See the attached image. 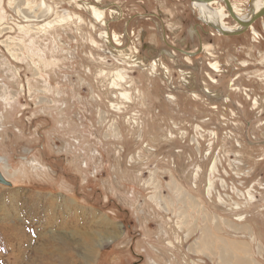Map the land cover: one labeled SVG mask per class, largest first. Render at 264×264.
<instances>
[{
    "label": "rangeland",
    "instance_id": "rangeland-1",
    "mask_svg": "<svg viewBox=\"0 0 264 264\" xmlns=\"http://www.w3.org/2000/svg\"><path fill=\"white\" fill-rule=\"evenodd\" d=\"M87 1L105 11L111 37L127 32L114 46L130 59L110 53ZM230 1L250 14V0ZM46 2L48 21L74 22L42 30L41 0H0V157L18 173L0 184V264H60L61 246L68 264H121L117 247L124 264H226L227 244L240 247L230 264H264V18L253 25L262 37H225L190 0ZM112 9L122 15L111 20ZM201 44L196 56L174 48ZM156 58L167 75L152 69ZM181 71L195 78L185 85ZM204 227L215 237L207 250L197 247Z\"/></svg>",
    "mask_w": 264,
    "mask_h": 264
},
{
    "label": "bare ground",
    "instance_id": "bare-ground-1",
    "mask_svg": "<svg viewBox=\"0 0 264 264\" xmlns=\"http://www.w3.org/2000/svg\"><path fill=\"white\" fill-rule=\"evenodd\" d=\"M80 1V0H78ZM82 2V1H81ZM99 2V1H98ZM193 7L195 9H197V11L199 12V20H201V22L205 23V24H212L215 26H218V28L222 29L223 31L229 32V33H233L239 30H243V27L240 26L239 24H237L230 16V14L228 13L226 6L224 4L223 0H219L216 1L212 4H205V3H201L198 1H191ZM84 5H82V9H85L86 11H88L93 18H95L96 22L97 21H101L103 23V21L105 20V11L102 10V7H99V3L96 4H91L90 2H84ZM215 5H217L218 7H216ZM235 14L238 18H240L242 21L244 22H248L252 15L259 12L263 7H264V0H250L249 1V10H250V14L249 13H245L244 9L239 10L237 8V6L232 3ZM101 6V5H100ZM36 10H40L41 14H43L42 16H39L36 18V16H32L31 18H36L34 22H39L38 20H40L41 18H45L43 21H40V23H43V25H41V27H39V29H54V28H62V27H67L69 26L73 21V16H71L70 14L62 16L60 19L55 20L53 19L52 21H48V17L49 15L53 12L52 7H50L46 0H41V3L35 8L33 9V12H35ZM31 12V13H33ZM55 12V11H54ZM227 12V14L230 16L231 20H233V24H226L224 23V17L225 13ZM110 18L111 20H114L115 18H117L118 16L122 15V12L120 10L117 9H112L110 12ZM37 14V13H36ZM75 14V13H74ZM82 14V13H81ZM228 16V17H229ZM107 17V16H106ZM28 18V17H26ZM84 18V17H83ZM83 18L81 16H78L76 18V21H78L80 24L84 22ZM29 19V18H28ZM263 19V18H262ZM66 25V26H65ZM75 25V24H73ZM97 25V24H96ZM103 26H105L104 31L100 34V38L103 39L104 43L106 46H108V48H110V53L114 55L115 58H122L123 61L130 59L129 58V51H123V49H118L115 46L118 47H123L122 44V39L127 35V32L125 34L122 35H118L117 33L113 32V37H111L110 32H108V28H109V24L107 23V21H105L103 23ZM94 28H96L95 25H93ZM252 28V27H251ZM194 31H196L195 27L192 28L191 32L194 34ZM213 32H215L213 30ZM213 32H211V35H215ZM248 32V31H247ZM246 32V33H247ZM245 33V34H246ZM251 33L254 35L255 38H259L261 37V34L256 31L254 29V27L251 29ZM216 34L218 35H222L220 32H216ZM244 34V33H243ZM195 35V34H194ZM113 38V39H112ZM95 42V41H94ZM93 43V42H92ZM125 43V42H124ZM101 44V43H100ZM115 45V46H114ZM99 47V46H98ZM203 50H207L206 46L203 45ZM153 50V49H152ZM155 51V50H154ZM135 59V58H134ZM136 61L139 62V59H135ZM156 61L151 65L152 69L154 71H157L158 69L164 70L166 72V75L169 73V68L160 61V59H155ZM134 61V60H133ZM137 63V62H136ZM129 64V63H128ZM218 64H212L211 65V69H213L214 72H220V70L218 69ZM120 71V70H119ZM125 71V70H124ZM163 71V72H164ZM184 71V70H183ZM183 71H181V74L184 76L183 77V82L185 85H188L189 83H191L192 81H189V78H195L194 76H192L191 73H184ZM118 72V71H117ZM117 75V74H116ZM118 79L122 82V83H126L127 82V78L125 76V73L123 72V70L120 71V75L117 76ZM112 81V80H111ZM130 81V80H129ZM211 83H217V80H215L214 78L211 77ZM115 83V82H114ZM120 83V82H119ZM129 83V82H127ZM124 85V84H123ZM125 86V85H124ZM127 86V85H126ZM193 87V86H192ZM123 88V86H122ZM127 88V87H126ZM115 89V88H114ZM194 89V88H193ZM204 93V92H203ZM205 93L211 97V98H220L221 95L219 93H215L209 89L205 90ZM120 96L125 99V100H129V96L130 93L127 91L121 92ZM122 102V101H121ZM120 104V103H119ZM255 105H258L257 100L254 103ZM124 105V104H123ZM254 105V106H255ZM117 106V105H116ZM117 108V107H116ZM122 107H118V110L121 111ZM258 108V107H257ZM256 109V108H254ZM1 159V164H0V170L2 172V174L11 181V179H16L17 180V176L18 173H13L12 171H9L10 169V165L9 163L5 160L4 157H0ZM2 167V168H1ZM214 169V168H213ZM214 171V170H212ZM211 172V171H210ZM213 183V182H212ZM211 184V183H210ZM211 186V185H210ZM212 187V186H211ZM54 206V205H53ZM161 206V205H160ZM66 207V206H65ZM163 210V209H162ZM77 220V219H76ZM236 221L241 222L242 221V217H237ZM77 224V223H76ZM71 228V227H70ZM71 230V229H70ZM95 231V230H94ZM203 235L200 239L201 241V245L197 244V247L201 250H207V249H211L214 245V236H212L211 232L209 231V229L207 227L203 228ZM86 238H88L89 240H92L93 238H97V235L95 233L88 235ZM91 238V239H90ZM88 241V240H87ZM91 242V241H89ZM223 242V241H221ZM86 243V242H85ZM87 244V243H86ZM89 245V244H88ZM93 245V244H92ZM203 245V246H202ZM226 249L225 251H223L222 254V261L226 262V264H230V257H227V253L228 252H236V250L240 249L239 245L236 244H227L226 246H224ZM198 249V250H199ZM91 253V252H90ZM243 260V261H242ZM231 264H247V261L244 259V257H239L238 259H234L231 258ZM18 262V261H16ZM155 262V261H153ZM17 264V263H16Z\"/></svg>",
    "mask_w": 264,
    "mask_h": 264
},
{
    "label": "water",
    "instance_id": "water-1",
    "mask_svg": "<svg viewBox=\"0 0 264 264\" xmlns=\"http://www.w3.org/2000/svg\"><path fill=\"white\" fill-rule=\"evenodd\" d=\"M190 1H198V2H201V3H205V4H212V3L216 2V1H219V0H190ZM223 1H224L226 9H227L228 13L230 14L231 18L237 24H239L240 26L243 27V30H239V31H236V32H233V33H229V32L223 31L222 29L218 28V26H215V25H212V24L211 25L210 24H206L208 28H212L216 32H220L225 37L240 36L243 33H245L246 31H248L258 20L264 18V7H263L259 12L253 14L251 19L248 22H244V21H242L240 18H238L236 16L234 8H233V5H232V2L230 0H223ZM197 27H198V25L195 26V29L198 32ZM175 49L180 51V52H182V53H184V54H186L187 56H196V55L202 53V51H203L202 45L200 46L199 50L197 52H195V53L187 52V51H184V50L179 49V48H175ZM0 162H1V159H0ZM0 184L8 186V187H12L13 186L12 182H10L2 174L1 171H0Z\"/></svg>",
    "mask_w": 264,
    "mask_h": 264
},
{
    "label": "crops",
    "instance_id": "crops-1",
    "mask_svg": "<svg viewBox=\"0 0 264 264\" xmlns=\"http://www.w3.org/2000/svg\"><path fill=\"white\" fill-rule=\"evenodd\" d=\"M66 199H67V201L69 202V204H71L74 208L76 207V208H78V209H81V208H84V207H87L86 205H82L81 203H80V201H78V200H76V199H74L73 197H68V196H66ZM103 212H99L98 214V217H100V219H101V221H102V218H103V214H102ZM74 219H72V221L73 222H78V218H76L77 217V214L76 215H73L72 216ZM77 219V220H76ZM91 220L92 221H94L95 223H97V220L96 219H92L91 218ZM95 231L97 230V228H95L94 229ZM97 232V231H96ZM98 233H96V235H97ZM114 235H115V233H114ZM113 235V236H114ZM99 237H97V238H93V240H97ZM120 238H121V236L120 237H117V238H115L114 240H113V237H111L110 239L114 242L113 244H115V243H117L118 244V246H121L120 245ZM41 239V238H40ZM33 244H30L31 246H37L39 243H40V241H37V242H32ZM53 245V244H52ZM62 245V244H61ZM51 246V245H50ZM50 246H48V248H47V251L49 250V247ZM45 248H46V246H45ZM116 250H117V252L116 251H114V252H116V254H117V259H116V261L117 262H121V264H124V261H131V259L128 257V256H126V260L124 259V254L122 253V255L119 257V255H120V250H124V247H117L116 248ZM36 252H40L42 255L44 254V253H42V251H40V247H39V249L38 248H36ZM111 252H113V251H111ZM113 252V253H114ZM138 252V251H137ZM135 252V253H132V255H137L138 253L139 254H141L140 252ZM54 257V260L55 261H57V262H59V260H56L55 258H63L62 260H60V264H63L64 262V264H68V263H71L72 261H71V253H69V252H64V250H63V248H62V246L61 247H58V248H56L55 249V251L53 252V254H52ZM98 256V259H97V261H99V257H101V254H98L97 255ZM45 257V256H44ZM64 258H66V261H63L64 260ZM120 258H122V260L120 261ZM74 262L72 263V264H83L84 262L86 263V261H87V259L85 258V259H83L84 261L82 262V259L81 258H79V257H74ZM39 261V260H38ZM63 261V262H62Z\"/></svg>",
    "mask_w": 264,
    "mask_h": 264
},
{
    "label": "flooded vegetation",
    "instance_id": "flooded-vegetation-1",
    "mask_svg": "<svg viewBox=\"0 0 264 264\" xmlns=\"http://www.w3.org/2000/svg\"><path fill=\"white\" fill-rule=\"evenodd\" d=\"M199 28H201V26L200 25H198V27H197V29H198V32H199ZM252 28H253V26H252ZM252 28H250L249 30H248V32H251V29ZM210 29V28H209ZM213 30V29H212ZM215 31V30H214ZM202 32H203V35L204 34H207V35H211V32H209L208 30H204V29H202ZM216 32V31H215ZM247 32V31H246ZM245 32V33H246ZM244 33V34H245ZM199 36L202 38V35L201 34H199ZM262 37V36H261ZM201 40V39H200ZM202 41V40H201ZM202 45V47H203V44H201ZM176 48V47H175ZM199 50V49H198ZM203 52V51H202ZM191 53H195V52H191Z\"/></svg>",
    "mask_w": 264,
    "mask_h": 264
}]
</instances>
